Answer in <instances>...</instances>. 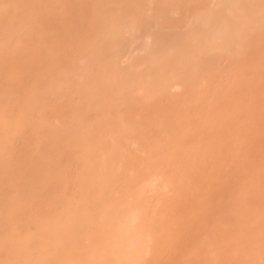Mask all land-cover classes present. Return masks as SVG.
Segmentation results:
<instances>
[{"label": "rangeland", "instance_id": "1", "mask_svg": "<svg viewBox=\"0 0 264 264\" xmlns=\"http://www.w3.org/2000/svg\"><path fill=\"white\" fill-rule=\"evenodd\" d=\"M9 1L0 264H264V0Z\"/></svg>", "mask_w": 264, "mask_h": 264}, {"label": "bare ground", "instance_id": "2", "mask_svg": "<svg viewBox=\"0 0 264 264\" xmlns=\"http://www.w3.org/2000/svg\"><path fill=\"white\" fill-rule=\"evenodd\" d=\"M11 1H12V2H11ZM38 1H39V0H10L9 2L15 4L17 8H18V7L22 8V9H21L22 12L25 11V12L29 13V11H31V14H29V15H33L34 12H35V11H33V9H35L37 3L39 4L40 1L42 2V0H40L39 2H38ZM2 4H3V3L0 2V10H1V11H3V9H5V8L3 7L4 4H3V5H2ZM35 10H36V9H35ZM22 14H26V13H21V15H22ZM16 16H17V15H16ZM19 16H20V14H19ZM25 16H26V15H25ZM23 17H24V16H23ZM17 18H18V16L15 18V20H16ZM19 18H20V17H19ZM19 18H18V19H19ZM32 18H33V17H32ZM20 19H21V18H20ZM20 19H19V20H20ZM28 19H29V17H28ZM28 19H27V21H28ZM19 20H18V21H19ZM24 20H25V19H24ZM32 20H34V18H33ZM32 20H30V21H32ZM9 21L12 22V21H14V19H13L12 21H11V20H9ZM25 21H26V20H25ZM30 21H29V22H30ZM21 22H22V21H21ZM21 22H20V23H21ZM29 22H28V23H29ZM8 23H9V22H8ZM20 23L14 21V23H9V25L11 24L10 26H8V24H5V25H7L6 28H8V27L10 28V30L7 29V30H9V31H8L9 36H10V32H11V34H13L14 31H17V32H18V30H19L18 28H21V27H22V26L20 25ZM23 23H24V21H23ZM23 23H22V25H23ZM3 25H4V24H3ZM26 25H28V24H26ZM19 26H21V27H19ZM0 27L2 28V25H1V24H0ZM4 28H5V26H4ZM4 28H3V29H4ZM22 29H24V28H22ZM0 30L2 31V29H0ZM1 31H0V32H1ZM3 31H6V30H3ZM14 33H15V32H14ZM2 34H6V32H5V33H2ZM2 34L0 33V35H2ZM7 36H8V35H7ZM12 36H13V35H11L10 37H12ZM4 37H5V36H4ZM4 37H3V36L0 37V38H2V39L0 40L1 42H2V40H3ZM7 38H8V37H7ZM6 41H7V40H6ZM6 41L4 40V42H6ZM1 42H0V43H1ZM21 116H22V115H21ZM22 117H23V116H22ZM2 121H3V120H2ZM5 123H6V121H3V124H5ZM54 133H55V132H54ZM8 135H9V134L5 135V136L3 137V139L5 140L6 137H7ZM52 135H54V134H51V136H52ZM51 136H50L49 139H43V142H44L45 140H48L47 142H51V141H52L51 143H53V141L56 140V139L53 140L52 138H55V137L57 138V133L55 134V137H53V136L51 137ZM58 136L60 137L59 134H58ZM60 138H61V137H60ZM60 138H59V139H60ZM3 139L1 140V142H3ZM50 139H51V140H50ZM57 140H58V138H57ZM1 142H0V145H1ZM54 142H55V141H54ZM87 143H88V141H87ZM43 144H44V146H43V145H42V146H43L44 148H43V150H42V148H41V150H40V151L43 152V153L45 152L44 154L42 153L43 156H44L45 154L49 153L50 150H53V149H54V147L51 148V146H49L50 148L47 147V144H50V143H47V144H46V148H45V143H43ZM53 144H54V143H53ZM53 144H50V145H53ZM88 145H89V143H88ZM85 146H86V142H85ZM86 148H87V147H86ZM44 149H45V151H44ZM38 151H39V150H38ZM38 151H37V153H38ZM40 151H39V152H40ZM39 154H40V153H39ZM32 155H33V154H32ZM47 155H48V154H47ZM49 155H50V153H49ZM49 155H48V156H49ZM95 155H96V154H95ZM29 156H30V155H29ZM37 157H38V156H37ZM93 157L95 158L96 156H93ZM27 158H29V157H27ZM47 158H48V157H47ZM47 158H45V159H47ZM87 158H88V157H87ZM42 159H43V158H42ZM45 159H44V160H45ZM89 159H91L90 161H92L93 158L90 157V158H88V160H89ZM30 160H31V159H30ZM30 160H29V163H31ZM44 160H43V161H44ZM94 160H96V158H95ZM25 161H26V160H25ZM25 161H24V162H25ZM35 161H36V160H35ZM35 161L32 160L33 165H32V164H31V165L29 164L30 167L28 166V163H27V164L24 166L25 168L22 166V167L20 168V170H19V169H18L17 171L14 170L13 173H11V174H14V175L16 174V175H17V174L20 173L21 176H23V177H25V175H27V176H26L27 178L25 177L26 180H25V178H21L20 176L16 177V176L13 175V177H14V181L16 182V181L18 180V183L21 182V183H20L21 185H22L23 179L27 182V180H29V178H30L29 183H30V181H33V179L36 177V174L38 173L37 175H39V171H40V169H41V165H40L41 163L39 164V165H40L39 168H38V165H37V167L34 166V165L36 164ZM26 162H27V161H26ZM34 163H35V164H34ZM23 164H24V163H23ZM27 166H28L29 168H28ZM48 167H49V166H48ZM44 168H46V167H44ZM44 168H42V169H44ZM1 169H2V166L0 167V170H1ZM22 169H23L24 171L27 170V171H29V172L26 174V173H24V172L22 171ZM38 169H39V170H38ZM46 169H47V168H46ZM46 169H45V170H46ZM93 169H94V168H93ZM93 169H90V170H93ZM36 170H37V171H36ZM86 170H87V169H86ZM10 171H11V170H10ZM19 171H20V172H19ZM21 171H22L25 175H24L23 173H21ZM27 171H25V172H27ZM15 172H17V173H15ZM32 172H33L34 174H32ZM46 172H47V171H46ZM87 172H88V171H87ZM40 173H41V172H40ZM90 173H91V172H90ZM22 174H23V175H22ZM30 174H31V175H30ZM45 174H46V173H45ZM50 174H53V173L51 172ZM32 175H33L34 177H33ZM46 175H47V177H46ZM46 175L43 176V178H42L43 180H40L41 177H39V181H38V180H37V177H38V176H37L36 179H35V180H37V181H35V182H37V183L40 182V185H42L41 183L44 181V182H43L44 185L40 188L41 191H42V188H43V187H44V188H48L47 190H50V189H52L53 187H55V185H53V187H52V186H49V185L46 186L48 183L51 182V180H53L54 182H56V181H55V178H52V176L49 175V173L46 174ZM29 176H30V177H29ZM48 176H50V177H48ZM44 177H45V178H44ZM53 177H54V176H53ZM2 178H3V177H0V195H1V196L3 195L4 197H5V196L8 197V196L10 195V194H8V193H10V189H9V187L6 188V187H4L3 185H4V184L6 185L7 182H9V181H5L4 178H3V180H2ZM15 178H17V180H15ZM18 178H19V179H18ZM20 178H21L22 180H21ZM31 178H32V179H31ZM20 180H21V181H20ZM14 181H12V183H14ZM19 181H20V182H19ZM25 181H24V182H25ZM49 181H50V182H49ZM2 182H3V183L6 182V183L3 184ZM10 182H11V181H10ZM45 182H46L47 184H46ZM18 183H17V184H18ZM51 183H52V182H51ZM56 183H57V182H56ZM15 184H16V183H15ZM17 184H16L17 187L20 186L19 184H18V185H17ZM23 184H24V186H25V183H23ZM27 184H28V183H27ZM27 184H26V185H27ZM32 184H33V183H32ZM7 185H8V184H7ZM36 185H37V184H36ZM56 185H57V184H56ZM37 186H38V185H37ZM21 187H22V186H21ZM44 188H43V190H44ZM7 189H8V191H7ZM18 189H21L20 191H21L22 193H23L24 191H25V193L28 192V191H26L27 189L25 190V188L23 189V187H22V188H18ZM28 189H29V188H28ZM37 189H38V188H37ZM15 190H17V188H15ZM23 190H24V191H23ZM30 190H31V189H30ZM34 190H35V189H34ZM38 190H39V189H38ZM38 190H36V191H38ZM45 190H46V189H45ZM47 190H46V191H47ZM39 191H40V190H39ZM14 192H15V191H14ZM11 193H12V191H11ZM13 194H14V193H13ZM17 194H20V192H18ZM27 194H29V193H27ZM27 194H26V195H27ZM23 195H25V194L23 193ZM30 195H31V194H30ZM13 196H14V195H13ZM4 197H3V198H4ZM7 197H6V198H7ZM3 198L0 197V200L2 199V200H1L2 202H3ZM6 198H4V200H5ZM11 198H12V197H10L9 199L7 198V201H8V202L6 201V203H10L9 200H11ZM16 198H17V196H16ZM12 199H13V198H12ZM22 199H23V198H22ZM1 201H0V202H1ZM12 201H13V200H12ZM12 201H11V202H12ZM15 201H17V200L15 199ZM2 202H1V204H2ZM17 202H18V201H17ZM3 203H4V202H3ZM18 203H19V202H18ZM4 204H5V203H4ZM2 205H3V204H2ZM2 205H0V208H1ZM10 206H11V205H10ZM15 206H16V205H14V210H15V208H16ZM2 207H3V206H2ZM5 207H7V206H5ZM8 207H9V206H8ZM3 209H4V208H3ZM9 210H10V209H9ZM9 210L6 211V210L4 209L5 212H9ZM0 211H2V209H0ZM16 211H17V210H16ZM11 213H12V212H11ZM1 214H2V213H1ZM1 214H0V239H1V238H5L6 235H9V234L11 235V233H12V230H11V229L14 228L13 224H15V222H14L15 220H14V218H11V217H12L11 214H10L11 217L9 218L8 216H6L8 213H7V214H4V213H3V214L6 216L5 219H4L3 216H1ZM14 214H15V213H14ZM14 214H12V215L14 216ZM8 215H9V214H8ZM2 217H3V218H2ZM15 219H16V218H15ZM44 224H45V223H44ZM41 225H42V224H40V226H41ZM52 227H53L52 225H48V224H47V226H46V224H45L44 226L42 225L41 228H43L42 231L44 232V233H42V235H43V234L47 235V234H48V231L51 230ZM2 229H3V230H2ZM4 231H6V233H5ZM51 231H53V229H52ZM3 233H5V234H3ZM46 233H47V234H46ZM4 236H5V237H4ZM45 237H46V241L44 240V241H45V242H44V245H42V246H44V247H43V250H44V248H47V244H48V242H49V238H47V236H45ZM27 238L30 239L29 237H27ZM27 238H26V239H27ZM50 238H51V237H50ZM24 240H25V239H24ZM24 240H23V243L26 245L27 242H24ZM26 241H27V240H26ZM50 241H51V239H50ZM21 242H22V241H21ZM20 245H21V247H22L23 244H22V243H20V244L18 243V247H19V249H17V250H18L17 252H19L20 250H22V248H20ZM44 252H45V250H44ZM120 252H121V251H120ZM119 254H120V253H119ZM46 256L48 257V255H45V253L42 254V255L40 254V257H39L38 259L36 258V262L40 264V263L42 262V260H46V259H47ZM27 259H28L29 261H31V260H32V259H31V255L29 256L28 254H25V255L22 256V257H17V258H16L17 261H20V260H27ZM36 262H35V263H36ZM35 263H34V264H35Z\"/></svg>", "mask_w": 264, "mask_h": 264}]
</instances>
